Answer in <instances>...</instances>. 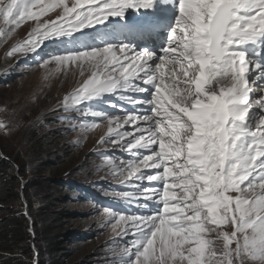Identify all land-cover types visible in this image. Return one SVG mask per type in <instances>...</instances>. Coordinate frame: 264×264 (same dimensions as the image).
Masks as SVG:
<instances>
[{"label": "snow or ice", "instance_id": "6c2138e0", "mask_svg": "<svg viewBox=\"0 0 264 264\" xmlns=\"http://www.w3.org/2000/svg\"><path fill=\"white\" fill-rule=\"evenodd\" d=\"M166 8L175 20L153 49ZM110 17L121 18L119 29ZM0 18L5 38L36 21L9 56L90 73L65 106L90 112L91 128L107 121L99 143L130 153L109 161L134 185L115 195L143 210L107 211L131 237L123 264H264V0H0ZM117 90L138 115L109 116L106 94Z\"/></svg>", "mask_w": 264, "mask_h": 264}, {"label": "rangeland", "instance_id": "374dc122", "mask_svg": "<svg viewBox=\"0 0 264 264\" xmlns=\"http://www.w3.org/2000/svg\"><path fill=\"white\" fill-rule=\"evenodd\" d=\"M67 3L71 6L74 0ZM61 12L58 8L46 16L53 19ZM46 16L41 22L47 21ZM29 23H22L7 38L0 36V123L7 125L0 129V231L12 230L16 218L17 226L22 224L16 237H24L11 251L0 250V264L6 258L11 264H123L131 237L124 234L125 222L113 226L107 211L131 216L143 210L115 195L134 191V185L117 179L109 161L121 163L130 153L99 143L109 136V125H101L106 121L91 128L97 118L90 112L66 108L68 94L90 73L41 66V57L32 54H13L11 64L2 66L11 48L36 25ZM8 27L0 18V31ZM52 46L56 47L50 43L49 51ZM107 97H111L105 106L109 116L122 117L127 107L122 97L127 94L117 90ZM118 130L131 129L125 125Z\"/></svg>", "mask_w": 264, "mask_h": 264}, {"label": "trees", "instance_id": "16d2710c", "mask_svg": "<svg viewBox=\"0 0 264 264\" xmlns=\"http://www.w3.org/2000/svg\"><path fill=\"white\" fill-rule=\"evenodd\" d=\"M5 167H7V165H4V167H1V169H4ZM18 220L16 218H13V228L12 230H9L8 232L4 231L5 229H2L0 231V233L2 234L1 237H0V243L3 242V245L0 247V250H3V251H11V249L14 248V244L16 243H20L21 241L24 240V237H21V235L19 237H16V234L17 232H21L22 230V224L20 227H18ZM5 260H8L6 261L4 264L6 263H9L11 264V261L10 258H6Z\"/></svg>", "mask_w": 264, "mask_h": 264}, {"label": "bare ground", "instance_id": "6f19581e", "mask_svg": "<svg viewBox=\"0 0 264 264\" xmlns=\"http://www.w3.org/2000/svg\"><path fill=\"white\" fill-rule=\"evenodd\" d=\"M6 2H7V0H6ZM70 4V3H69ZM156 15H160V13H156ZM136 16H139V13H136V14H133V19H135V17ZM46 18H47V20H50V19H48V17L46 16ZM43 19V17L41 18V20ZM55 18H53V19H51V20H54ZM113 19L115 20V21H120L121 20V18H119V17H113ZM30 22H32L33 23V25L34 24H36V21H34V20H29ZM29 21H25L24 22V24H26V23H28ZM46 21V20H45ZM167 21L166 20H163V23H166ZM32 23H29V24H32ZM23 24V25H24ZM169 26V25H168ZM169 28V27H168ZM167 31V29L164 31V33ZM157 39H159L158 41H160L161 42V45H162V47H164L165 45H166V43H167V39H164V37L162 38V36H160V35H156L155 36ZM119 55H122V54H119ZM133 55V53L131 52V51H129V56H132ZM11 64V56H9L8 54L3 58V62H2V66L4 67V68H6V67H8L9 65ZM72 69V71H74V72H79L80 70L78 69V68H76V67H71L70 68V70ZM131 71V70H130ZM88 77V76H87ZM139 95H141V94H139ZM128 111H129V114H131V115H136L134 112H132L131 111V109H128ZM137 113V115H138V112H136ZM107 122V121H106ZM108 123H106V124H101V125H104V126H106Z\"/></svg>", "mask_w": 264, "mask_h": 264}]
</instances>
